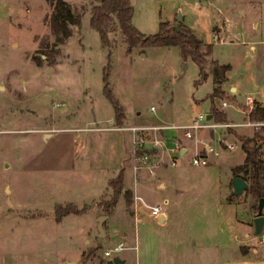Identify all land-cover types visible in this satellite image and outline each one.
<instances>
[{"label": "rangeland", "instance_id": "374dc122", "mask_svg": "<svg viewBox=\"0 0 264 264\" xmlns=\"http://www.w3.org/2000/svg\"><path fill=\"white\" fill-rule=\"evenodd\" d=\"M54 1L0 0V264H109L113 254L104 251L118 238L130 245L118 253L125 258L119 264H264V240L253 233L257 208L252 204L257 200L244 191L233 195L230 183L231 167L244 158L243 126L233 127L237 133L203 128L190 137L171 127L144 132L147 149H162L163 160L176 146L174 134L187 147L184 157L173 152L179 160L205 141L219 152L208 164L194 167L187 179L171 178L165 190L156 186L158 180L141 186L138 174L136 193L150 204L168 201L165 226L148 215L147 207L133 221L123 195L103 221L107 232L120 234L115 240L102 239L98 245L93 238L99 208L54 218L56 202L82 206L97 201L131 151V132L110 128L114 109L103 92L105 82L125 109L124 122L135 125H186L210 110L207 95L213 85L211 73L194 85L198 66L190 57L183 59L175 44L137 45L127 51L117 27L109 32V44L102 43L89 22L93 0H67L80 22L57 41L45 20ZM197 2L216 8L218 25L223 2L234 6L242 28L252 18L260 22L254 30L255 51L248 35L234 33L226 40L213 39L210 56L231 65L233 80L256 79L264 87V0H131L132 23L150 34L160 21L181 23L176 19L181 11L185 19L194 18L196 34L208 38L209 17L198 16ZM205 67H212L209 58ZM247 88L249 84L239 87L235 99L224 96V107L221 97L214 99L227 120H243L238 102L244 101ZM224 142H236V148L228 150ZM125 171L131 187L134 177L128 166ZM134 231L137 248L131 247Z\"/></svg>", "mask_w": 264, "mask_h": 264}, {"label": "trees", "instance_id": "16d2710c", "mask_svg": "<svg viewBox=\"0 0 264 264\" xmlns=\"http://www.w3.org/2000/svg\"><path fill=\"white\" fill-rule=\"evenodd\" d=\"M94 3L90 7L89 22L99 34L100 41L109 44V32L117 27L123 37V41L127 44V51H130L134 46H151V45H171L175 44L179 47L181 57L186 59L190 57L198 66V78L194 80V85L201 83L208 72L213 75L212 91L207 95L211 99L210 111L212 120L228 121L226 112L217 106L214 102L215 98H223L224 90L221 85L226 80V71L229 65L219 62V60H211L212 67H205L207 61L206 55L211 50V44H202L192 29L182 23L179 24V29L174 27V23L170 21H160L158 30L145 34L132 23L134 9L131 0H93ZM48 27L55 34L57 41L65 40L72 33V24H79L80 15L74 11L67 0H55L52 3L50 15L45 16ZM202 45L204 47H202ZM104 80L106 76L104 73ZM103 92L109 97L113 109L115 111V122H122L124 116L122 106L118 99L110 92V89L105 82ZM250 118L264 119V103L259 105L253 104L250 112ZM264 127L255 129L252 135L240 134L241 149L244 159L242 162L234 164L230 172L232 178L241 176L247 181L245 194L251 195L258 200L264 197V156L261 155V150L264 147V136L262 134ZM124 167L118 171L115 177L109 180L108 189L95 202L101 209L102 214H111L118 203L121 195L124 197L125 206L130 208L133 205L134 192L132 188L125 184ZM110 190V191H108ZM234 195V192H232ZM91 204H83L78 206L74 202H57L54 205V217L60 219L62 216L71 213L86 212ZM252 208H257L256 203L252 204ZM100 245V241H97ZM93 251L92 249L90 250Z\"/></svg>", "mask_w": 264, "mask_h": 264}, {"label": "crops", "instance_id": "0c3cea01", "mask_svg": "<svg viewBox=\"0 0 264 264\" xmlns=\"http://www.w3.org/2000/svg\"><path fill=\"white\" fill-rule=\"evenodd\" d=\"M223 4H224V7H225V12H223V19L221 20H218L219 21V25H220V28H219V25H218V23H217V19H219V18H217V13L215 12V10H216V8H213V7H203V6H200V3H195V7H196V9L194 10V11H197V13H198V16L200 17V16H207V17H209V21H210V26H211V32H210V37H204L203 35H198V34H196V29H195V22H194V18L193 19H189V18H186L185 19V14H183L182 15V24L184 23V24H186V25H188L191 29H192V31L196 34V36L199 38V39H201L203 42H202V44H206V43H210L211 44V50H210V52L206 55V57L207 58H209L210 60H214V58L213 57H211L210 56V53H211V51H212V49H213V39H215V38H218V39H220V40H226L225 38H229L228 36H231L232 37V35L235 33H239L240 35H243L244 37H245V35H248L247 37H245L246 39H248V42H249V48H251V49H253L254 51L256 50V43H255V39L254 38H256V37H254V36H256V34H255V31L254 30H257L259 27H260V22H258L255 18H252L251 20H250V22H248L249 23V25H244V28H242V25L238 22V19L237 18H234V16H236L234 13H233V9H235L234 8V6L232 7L231 6V8L229 7V6H227V5H232V4H227V3H225V2H223ZM232 13H233V16H231L232 15ZM234 18V19H233ZM203 46V45H202ZM218 59V58H217ZM217 59H215V60H217ZM228 65H229V67H228V70L231 68V65L229 64V63H227ZM208 69V68H207ZM228 70L225 72L226 73V80L222 83V85H221V88H222V90H224V95H225V97H229V98H231V99H235V96H236V93L239 91V87H245V86H248V84H249V87H251V88H247L249 91L247 92V94H245L246 96H251L252 98H253V100H252V105L253 104H255V103H257V104H259V105H261V104H263L264 103V87H261L260 86V83L258 82V81H256V79H252V81H251V83H247V82H245L243 79H238V78H235V80H233L232 78H231V76H230V74L228 73ZM209 73L210 72H208V75H209ZM212 74V73H211ZM207 75V76H208ZM212 78H213V75H212ZM212 84H213V79H212ZM213 86V85H212ZM254 93L256 94V95H254ZM246 96H245V99H244V101H240V102H238V105L240 106V109H241V111L243 112V120L245 119V117H246V115H245V113H244V109L245 108H247V106H246ZM224 98V97H223ZM223 98H222V100H223ZM121 106H122V104H121ZM122 109H123V113H124V116H123V118H122V122H120L119 124H117L116 122H115V111H114V117H113V120H114V124L113 125H111V127L110 128H113V129H117V130H120V129H122V130H128V129H124V128H120L119 129V126H129V125H135V124H127V123H125L124 122V118H125V109L123 108V106H122ZM208 113H211V111L209 110L208 111ZM211 118H212V114H211ZM242 120V121H243ZM219 122V121H218ZM228 122H232V123H236V122H240V121H236V122H233V121H229L228 120ZM236 126H243V127H246L247 129H246V131L245 132H239V134H245V135H250V134H248V132H254L255 131V127H251V126H245V125H236ZM235 126V127H236ZM74 128H82V127H74ZM153 129H160L161 130V132L163 133L164 131H162V128H153ZM153 129H150V130H153ZM226 130H229V131H231V132H235V130H233V127H228V128H225L223 131H226ZM253 132H252V134H253ZM235 133H237V131L235 132ZM263 134V133H262ZM45 135L47 136V135H49V133H45ZM174 137H176L175 138V140H177V141H182L181 139H180V137H178V136H176L175 134L173 135ZM176 142V141H175ZM182 144L184 145V147L183 148H181V150L182 149H185L184 150V152L181 154V150L179 151V157H184L183 155L187 152V147H186V144L182 141ZM176 145V144H175ZM149 148V147H148ZM176 148V146H174V149ZM171 150V155H170V158H172V157H174V158H176V164L175 165H168L167 163H165V164H163L162 166H160V167H158L157 169H156V172H155V174H154V176H150V175H147L143 170L140 172V185L141 184H145L146 182H147V180H151V182H154V180H158V183H157V185L156 186H158V188L160 189V190H165L166 188H167V186H169L168 185V183H169V180L171 179V178H175V179H187V177H188V175H190L192 172H193V168L194 167H201V166H194V165H192L191 163H190V160H189V158H190V156H189V158L187 157V159H181V160H179V157H177V156H175L174 155V151L175 150ZM149 150V149H148ZM163 150L162 149H159V150H156V151H150V152H152V153H154L156 156H160V157H162V154H163V152H162ZM168 159H165L164 158V160L165 161H169L170 160V158L169 157H167ZM125 159H127V161L126 162H124V163H122L121 165H120V168L118 169V171L121 169V167H124V169L126 170V166H128L129 167V170H130V174L132 175V159H131V156H130V151H127V156H126V158ZM124 159V160H125ZM244 159V158H243ZM129 161V165H127L126 163ZM243 161V160H242ZM241 161V162H242ZM208 164V163H207ZM206 165V164H205ZM124 170V175H125V173H126V171ZM118 171H117V173H118ZM116 172L114 173V176L113 177H115V175L117 174ZM133 176V175H132ZM113 177H110L109 179H108V184H109V180L111 179V178H113ZM126 179H128V174L126 173V175H125V184L126 185H128V186H130L127 182H126ZM108 184H107V186H106V189H107V187H108ZM136 186L137 185H135V189H136ZM142 186V185H141ZM131 188H132V190H133V185L131 186ZM135 189L133 190V192L134 193H136L135 192ZM137 194H140L144 199H145V197L143 196V194H141V193H137ZM102 196V195H101ZM120 199V198H119ZM119 199H118V202H119ZM161 199V198H160ZM147 202H148V200L147 199H145ZM95 202H96V200H93V202H91V203H88V204H91L89 207H91V208H93V207H96V209H98L99 207L95 204ZM184 202V201H183ZM57 203V202H56ZM72 203V202H71ZM185 203V202H184ZM187 203H188V201H187ZM95 205V206H94ZM88 207V208H89ZM116 208V207H115ZM115 208H114V211H115ZM131 208V216L130 217H132V219H133V221L136 219V220H139L140 219V216H141V214L142 213H144L145 211H142V210H140L139 211V213L136 215L135 213H134V210H133V208H132V206L130 207ZM169 210H170V207H169V203L164 207V210H163V213H161L158 217H153V216H151L149 213H148V215L151 217V218H154L155 219V222H157V223H159V224H161L162 226H165V225H167L166 224V222H167V220L169 219ZM114 211L111 213V214H105L106 215V217L105 218H108V220H109V218L111 217V215L114 213ZM100 215H104V214H102V212L100 213V212H98ZM135 215L137 216L136 218H135ZM65 216V215H64ZM64 216H62L60 219H57V220H62L63 218H64ZM55 218V217H54ZM234 218V220L238 223H242V222H240V220L241 219H236L235 217H233ZM253 218V217H252ZM242 221V220H241ZM243 222H245L244 220H243ZM247 223V222H246ZM102 225H103V223H102ZM104 228H105V230H106V227L104 226ZM96 231V230H95ZM119 233H118V231H111V232H107V230H106V239L104 240V241H106L107 239L108 240H115V239H117V237H119ZM156 235V234H155ZM136 237H137V235H136V232L134 231V234H133V242H134V244L133 245H131V247H134V248H137L136 246H137V242H136ZM95 239V241L97 242L98 240L100 241V240H102V239H100V238H94ZM231 239V238H230ZM119 240H123V238L122 239H120V238H118V241ZM232 240V239H231ZM124 241V240H123ZM221 243L219 242L217 245H220ZM128 245V244H127ZM129 247H130V245H128ZM119 256V255H118ZM120 257V256H119ZM121 258V257H120ZM121 259H123V258H121ZM124 260H125V258H124ZM123 260V261H124ZM54 261H56V257H55V260Z\"/></svg>", "mask_w": 264, "mask_h": 264}, {"label": "built area", "instance_id": "2783aa9c", "mask_svg": "<svg viewBox=\"0 0 264 264\" xmlns=\"http://www.w3.org/2000/svg\"><path fill=\"white\" fill-rule=\"evenodd\" d=\"M252 100L251 96H246V106L243 111L246 115L245 119L240 122L232 123L228 121H214L212 118H207L208 112L197 114L189 123L186 125L181 124H169V125H129V126H119L120 128L128 129L131 132V151L130 156L132 159V175L134 177L133 181V190L135 189V185L137 183L138 174L143 170L147 175L154 176L156 169L163 164L167 163L168 165H175L176 158L172 157L169 161L163 160L160 156H156L154 153L150 152L145 146V134L146 130H150L153 128H175V129H184L185 137H190L196 134L197 131L202 130L203 128H208L215 130L219 127L228 128L235 127L236 125H245V126H253L256 129L260 127H264V119H256L250 118V112L252 110ZM228 105V101L226 99L221 100L220 106L224 107ZM152 108V107H151ZM264 136V130H263ZM156 141V139H154ZM221 142L223 139H221ZM157 142V141H156ZM225 147L228 150H234L236 148V142H224ZM184 145H181L179 141L176 140V148L174 150L180 151ZM219 152L216 150L209 141L203 142V145L197 149L193 154L190 155V163L194 166H204L210 161V157L213 155H217ZM261 155L264 156V147L261 150ZM168 204L166 199H161L159 202H155L153 204L148 203L140 194L134 193L133 197V205L132 208L134 213L137 215L140 210L145 211V207L149 208V214L153 217H158L161 213H163L164 207ZM135 215V218L137 217ZM136 220V219H135ZM261 238L264 240V229L261 233ZM129 246L122 240L117 241L112 247L106 249L104 251L105 255H118V253L122 252L123 249L128 248ZM112 257V256H110Z\"/></svg>", "mask_w": 264, "mask_h": 264}, {"label": "water", "instance_id": "95a60500", "mask_svg": "<svg viewBox=\"0 0 264 264\" xmlns=\"http://www.w3.org/2000/svg\"><path fill=\"white\" fill-rule=\"evenodd\" d=\"M177 21H181L182 20V14L181 11L178 12L177 15ZM174 27L176 29H179V24L178 23H174L173 24ZM207 118H211V113L207 114ZM185 149L181 150V154L184 152ZM247 181L245 179H243L241 176H235L232 178V189L234 194H241L245 188L247 187ZM257 211L255 213V215L252 218V222H253V233L254 234H261L263 229H264V197H260L257 200ZM106 215H100L97 218V222H96V231L93 233V238H100L105 240L106 239V230L104 228V226L102 225L103 221L105 220ZM49 259L50 260H55V255L54 254H49ZM124 260L121 259L118 255H114L110 258H108L107 262L109 264H119L122 263Z\"/></svg>", "mask_w": 264, "mask_h": 264}]
</instances>
